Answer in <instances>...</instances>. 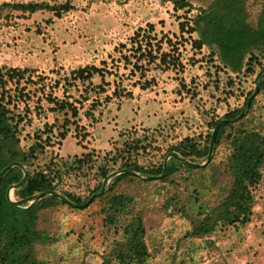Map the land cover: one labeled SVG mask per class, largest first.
Returning <instances> with one entry per match:
<instances>
[{"label":"rangeland","instance_id":"obj_1","mask_svg":"<svg viewBox=\"0 0 264 264\" xmlns=\"http://www.w3.org/2000/svg\"><path fill=\"white\" fill-rule=\"evenodd\" d=\"M3 1L73 5L61 16L48 10L12 11L1 20L0 67L25 70L8 80L4 105L17 123L20 148L36 155L31 169L40 168L52 156L72 162L91 153V161L66 172L58 186L59 191L76 194L80 204L102 195L118 174L104 185L105 178L123 169L120 161L112 163L127 139L140 140L138 159L148 167L164 162L170 146L185 137L195 138L201 146L209 139L210 145L213 122L234 109H240L238 115L244 112L249 128L264 124V72L247 105L264 67V55L254 50L236 72L224 66L215 46L198 47V33L189 29L205 0H186L191 6L184 8H177L175 0ZM262 2L248 0L251 22ZM138 41L158 57L142 56ZM88 66L99 72L80 78L77 71ZM52 98L73 102L76 115L56 107ZM229 146L226 138L217 145L215 139L204 169L176 172L172 165L177 185L165 182L160 189L159 183H146L138 192L127 182L114 186L134 194L133 209L144 213L151 253L145 264H264V174L251 186L250 219L227 226L218 222L214 231L201 237L188 235V216L164 203L173 194L181 195L189 215L203 218L226 191ZM102 156L113 169L103 179L98 169ZM100 181V189L90 194ZM14 189H10L12 199ZM93 198L90 205L81 206L86 208L60 204L41 214L48 213L40 225H47L59 238L36 244L37 263L31 264H108L104 253L124 234L103 221V204L99 199L91 203ZM125 217L121 215L122 223Z\"/></svg>","mask_w":264,"mask_h":264},{"label":"trees","instance_id":"obj_2","mask_svg":"<svg viewBox=\"0 0 264 264\" xmlns=\"http://www.w3.org/2000/svg\"><path fill=\"white\" fill-rule=\"evenodd\" d=\"M248 0H205V5L193 16L192 26L189 32L198 33L195 41L198 47L202 45L215 46L218 49V56L224 66L232 71H240L245 65L248 54L254 50H259L264 55V0L257 13L255 22L249 18L247 7ZM177 8L191 6L186 0H175ZM73 8L70 2L61 4L47 2H11L3 1L0 3V21L8 18L12 11L35 12L38 10H48L55 16ZM144 38V34L142 35ZM150 41H146V44ZM140 54L149 58H157L153 55L151 48L141 45L138 41ZM148 48V49H147ZM144 49V50H143ZM162 58V56H161ZM94 72H99L98 68L88 66L80 68L77 74L80 78H90ZM25 70L18 68L0 67V171L13 161H18L21 166L14 165L7 170L0 179V264H31L36 258L34 248L36 244L53 243L58 240L59 235L40 225L41 217L47 215L49 208H55L60 204L70 208L81 207V200L76 194L59 191L63 176L69 170L81 168L82 163L88 164L92 158L91 153L82 155L67 162L52 156L45 161L38 169H31L29 166L33 162L32 158L36 155L29 152L25 153L19 146V136L17 123L13 122L10 109L4 105L6 101L5 87L9 79L18 75H23ZM261 87H264V74L261 80ZM22 94V93H20ZM55 106L60 109H70L73 115L77 113V107L68 99L52 98ZM55 108V107H54ZM240 109H234L225 113L222 117L213 122V128L222 119L235 118ZM246 115L237 121H226L219 124L216 134V145L226 138L230 153L225 165L227 188L221 199H219L212 209L203 217L196 218L189 215L186 208L187 200L178 194H173L166 198L167 208L176 211L181 215L188 216L191 228L186 233L193 237H201L210 234L216 228L218 222L223 225L246 223L250 219L251 208L254 203L251 186L258 183L264 174V124L260 128H249L245 124ZM210 138V137H209ZM41 147V144H37ZM142 148L140 140L127 139L125 145L113 158V163L121 162L120 168H126L142 174L144 176L160 175L163 171V161L159 165L144 166L139 162L138 153ZM209 139L206 144L201 146L193 137H185L183 140L170 146L168 152L173 151L183 158L200 163L209 151ZM175 165V170L190 171L201 170L205 167H189L180 159L171 157L167 163V173L161 179H148L143 181L138 175L122 172L112 178L110 186L104 193L96 196L91 201L101 200L103 208V221L111 225L115 231L121 228L124 234L122 241L117 240L115 245L105 252L104 261L110 263L117 260L120 264H145L151 253L146 241L147 221L142 209H133L134 194L115 190L114 186L127 182L134 191H139L143 186L159 183V188L165 187V182L177 185L176 174L171 170ZM109 159L101 157L98 165L99 177L105 178L113 169L110 168ZM23 168L28 170L26 181L15 187L14 200H19L45 190H55L64 195L68 200L79 204L77 207L64 201L59 196L47 193L31 203L23 202L16 204L9 200L6 191L10 185L18 183L24 176ZM223 172V170H222ZM163 182V183H162ZM102 181L91 191L93 194L100 189ZM89 195L85 199L88 198ZM125 215L124 222H121V215ZM127 215H130L129 217ZM34 263H37L36 261Z\"/></svg>","mask_w":264,"mask_h":264},{"label":"water","instance_id":"obj_3","mask_svg":"<svg viewBox=\"0 0 264 264\" xmlns=\"http://www.w3.org/2000/svg\"><path fill=\"white\" fill-rule=\"evenodd\" d=\"M264 72V67L262 68V70L257 74V77H256V87L254 89V92L252 93V95L247 99V105L250 103L251 101V98L254 96V94L257 92L258 90V79L260 77V75ZM244 114V112H241L237 117L233 118V119H222L220 121V123H218L213 131H212V134H211V139H210V145H209V151H208V155H207V158H206V161L204 163H197V162H192V161H189L185 158H183L182 156H180L179 154H177L176 152H173V151H170L166 154L165 156V159H164V162H163V171L160 175H154V176H143L141 174H139L138 172H135L133 170H128L126 168H123V169H120L118 171H114L112 172L108 177L105 178L104 180V185L107 181V179L109 177H112L116 174H119V173H122V172H129V173H132V174H135V175H138L139 177L143 178V179H157V178H161L163 176H165L166 172H167V160L170 158V157H175V158H178L180 159L184 164H186L187 166L189 167H203L205 166L211 159V156H212V153H213V147H214V143H215V138H216V134H217V130H218V126L219 124L221 123H224L226 121H237L240 117H242ZM14 165H19L21 166V164L18 162V161H13L12 163L6 165L1 171H0V179L1 177L4 175V173L9 170L11 167H13ZM24 169V168H23ZM26 178H27V171L24 169V176L23 178L16 184H13L11 187H9L6 191V194H7V197L9 198V200L13 201L14 203L16 204H21L25 201H30L32 199H37L47 193H50V194H54V195H57L59 196L61 199H63L64 201H67L69 202L70 204L74 205V206H78L79 204H76L74 202H71L70 200H68L64 195L58 193L57 191L55 190H45V191H42V192H39L37 194H34V195H31V196H28V197H25V198H22V199H19V200H14L12 199V196H11V188H15L21 184H23L25 181H26ZM104 185L103 187L101 188V190L99 192H102L104 190ZM97 194V193H96ZM94 196L92 195L86 202L80 204V206H85L86 204L89 203V201L93 198Z\"/></svg>","mask_w":264,"mask_h":264}]
</instances>
